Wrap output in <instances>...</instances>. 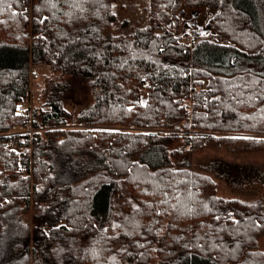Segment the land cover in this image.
<instances>
[{
	"label": "trees",
	"instance_id": "16d2710c",
	"mask_svg": "<svg viewBox=\"0 0 264 264\" xmlns=\"http://www.w3.org/2000/svg\"><path fill=\"white\" fill-rule=\"evenodd\" d=\"M116 1L0 4V264H264V200L188 158L264 146V0H150L143 27ZM40 65L92 81L80 129L54 92L20 108Z\"/></svg>",
	"mask_w": 264,
	"mask_h": 264
},
{
	"label": "rangeland",
	"instance_id": "374dc122",
	"mask_svg": "<svg viewBox=\"0 0 264 264\" xmlns=\"http://www.w3.org/2000/svg\"><path fill=\"white\" fill-rule=\"evenodd\" d=\"M150 0H118L114 3V12L120 21L129 19L134 27L147 25L150 19ZM193 12L189 18L199 23L203 18ZM118 22L116 26H118ZM118 28V27H117ZM33 85L30 99L23 102L21 109L44 108L46 97L52 92L62 95L63 105L70 112V123L67 126H54V129H80L78 118L83 111L95 101L92 81L78 76H59L52 73L48 66H32ZM7 77H4V81ZM146 99V92L143 94ZM82 128V127H81ZM183 138L176 141L181 145ZM237 145V144H234ZM190 166L197 172L210 174L217 182V193L227 199H241L248 202L264 200V146L251 147V150L231 152L226 147H208L188 155ZM34 202L25 214L24 220L35 226ZM259 248L264 251V235L259 239ZM57 251V254L61 253Z\"/></svg>",
	"mask_w": 264,
	"mask_h": 264
},
{
	"label": "snow or ice",
	"instance_id": "6c2138e0",
	"mask_svg": "<svg viewBox=\"0 0 264 264\" xmlns=\"http://www.w3.org/2000/svg\"><path fill=\"white\" fill-rule=\"evenodd\" d=\"M3 2H4V0H0V4H2ZM46 2L52 3V0H46ZM65 2L70 3L73 7H78L82 2H86V0H65ZM52 6L54 7L55 5L52 4ZM129 111H131V109H129ZM244 139H247V138L245 137ZM164 195L167 196V193H164ZM162 203H167V200L162 201ZM236 223L238 224L239 221H237ZM238 246L239 245H237V247Z\"/></svg>",
	"mask_w": 264,
	"mask_h": 264
},
{
	"label": "built area",
	"instance_id": "2783aa9c",
	"mask_svg": "<svg viewBox=\"0 0 264 264\" xmlns=\"http://www.w3.org/2000/svg\"><path fill=\"white\" fill-rule=\"evenodd\" d=\"M192 43H195V41L193 40ZM30 109L32 110V108H30ZM29 132H31V133L33 132V129L31 126L29 127Z\"/></svg>",
	"mask_w": 264,
	"mask_h": 264
},
{
	"label": "crops",
	"instance_id": "0c3cea01",
	"mask_svg": "<svg viewBox=\"0 0 264 264\" xmlns=\"http://www.w3.org/2000/svg\"><path fill=\"white\" fill-rule=\"evenodd\" d=\"M204 173V172H203ZM206 174H208V173H206ZM210 175V174H209Z\"/></svg>",
	"mask_w": 264,
	"mask_h": 264
}]
</instances>
